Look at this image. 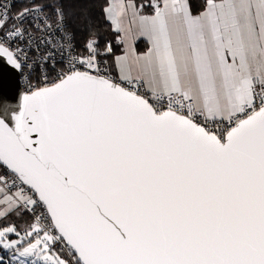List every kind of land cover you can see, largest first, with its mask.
Segmentation results:
<instances>
[{"label":"snow or ice","instance_id":"obj_1","mask_svg":"<svg viewBox=\"0 0 264 264\" xmlns=\"http://www.w3.org/2000/svg\"><path fill=\"white\" fill-rule=\"evenodd\" d=\"M202 9L163 0L141 17L154 51L135 82L147 77L157 99L167 96L166 110L104 75L89 43L86 59L23 97L14 126L0 118V203L44 206L52 222L41 227L35 216L18 240L6 239L20 236L16 228L0 230L13 260L264 264V0H204ZM31 11L20 10L11 28L0 16V57L16 68L26 66L17 55L25 53L8 40L25 35ZM197 112L234 126L218 133ZM9 175L38 197L23 187L5 193ZM57 244L64 257L51 251Z\"/></svg>","mask_w":264,"mask_h":264},{"label":"built area","instance_id":"obj_2","mask_svg":"<svg viewBox=\"0 0 264 264\" xmlns=\"http://www.w3.org/2000/svg\"><path fill=\"white\" fill-rule=\"evenodd\" d=\"M24 8L32 9L23 20L22 28L26 30L25 35L20 39L9 38L8 44L11 45L10 50L15 52L16 49H22L25 53V55H21L17 52L22 65H26L20 68L19 75L20 84L25 92L30 93L37 87L51 85L52 81L56 80L58 73L67 70L70 62L87 58L88 53L85 51V45L91 43L98 48L97 62L104 75L113 82L120 83L123 87L144 95L161 110L167 109V96L157 99L153 92L147 90L143 79H140L138 83L135 82L137 79H134V83L129 84L128 82H121L115 77L110 62V56L114 52V44L110 40L106 41L104 47H100L97 39L91 37L87 39L83 47L77 46L69 31L63 11L62 18L54 11L62 10L59 5L55 4L47 7L37 4L36 0H0V16L6 15L8 17L6 23L9 28L13 24L21 23L19 20H13L12 17L18 15V12ZM48 25H51V27L49 28ZM68 40L71 43H68ZM109 46L111 47L110 52L107 51ZM76 67L80 71H91L95 74V70L87 69L86 65L77 64ZM53 68H55V71H52ZM181 111L183 114H187L186 110L182 109ZM194 119H197L201 124L206 123L211 130L218 133L223 129L234 126V124L230 125L226 120L220 118L214 121H204L198 112L195 114ZM3 172H5V166L0 165V173ZM5 179L8 187L4 188V192L8 195H13L20 187H23L27 195L32 196L34 199L38 197L34 190H30L29 186L22 185L19 181H16V187H13V176H6ZM0 187H3V185H0ZM21 208L29 214L34 223H36L34 217L41 216V227H48L52 223L50 216H48V219H44L41 215L42 213L47 215L44 206H37L36 209H33V206L27 205ZM58 246L64 252V246L62 244H58ZM12 264H21V261L13 260Z\"/></svg>","mask_w":264,"mask_h":264},{"label":"crops","instance_id":"obj_3","mask_svg":"<svg viewBox=\"0 0 264 264\" xmlns=\"http://www.w3.org/2000/svg\"><path fill=\"white\" fill-rule=\"evenodd\" d=\"M158 6L162 8L163 0H150L145 5L134 0H108L106 6L107 18L113 28L120 34L119 40L116 41L118 49L114 50L110 56L112 71L119 81L128 82L121 78L128 74L131 75L133 80L137 79L140 75L138 72L139 66L145 62L147 54L150 51H154L153 36L149 26L141 20V17L154 16ZM118 57H126L127 59L118 61ZM137 58H139L138 61ZM143 80L147 90L152 92V86L148 83L147 77H144ZM12 211L22 212L21 208L17 210L16 203L10 206L0 203V219L9 215ZM17 222L21 226L18 230L15 223L8 226H13L21 233L29 230L30 224H25L21 220Z\"/></svg>","mask_w":264,"mask_h":264},{"label":"trees","instance_id":"obj_4","mask_svg":"<svg viewBox=\"0 0 264 264\" xmlns=\"http://www.w3.org/2000/svg\"><path fill=\"white\" fill-rule=\"evenodd\" d=\"M143 3L150 0H134ZM193 12L202 11L204 0H189ZM39 5L50 7L59 5L62 9L68 23L69 31L75 44L83 47L87 39L96 38L99 46L104 47L107 40H110L117 50L116 41L119 40L120 34L117 32L106 15V6L108 0H36ZM148 8V7H147ZM140 47V45H139ZM22 212L12 211L9 215L0 219V228L15 223L16 228H21L18 220L25 224H33L29 214L21 208ZM10 238V236H9Z\"/></svg>","mask_w":264,"mask_h":264},{"label":"water","instance_id":"obj_5","mask_svg":"<svg viewBox=\"0 0 264 264\" xmlns=\"http://www.w3.org/2000/svg\"><path fill=\"white\" fill-rule=\"evenodd\" d=\"M19 75L20 68H16L8 62L7 57H0V118H5L10 127L15 123L11 113L20 110L23 105V97L31 93L23 90ZM117 84L122 86L120 83ZM33 139H36L35 134Z\"/></svg>","mask_w":264,"mask_h":264},{"label":"rangeland","instance_id":"obj_6","mask_svg":"<svg viewBox=\"0 0 264 264\" xmlns=\"http://www.w3.org/2000/svg\"><path fill=\"white\" fill-rule=\"evenodd\" d=\"M6 227H13V226H6ZM3 227V228H6ZM1 228L0 230H2ZM18 230V229H17ZM20 233V236H17L16 233H8L6 234V239L7 240H18L21 237L24 236V233H21L20 231H17ZM10 236V238H9ZM26 240H31L32 238L26 237ZM24 246H27L26 243ZM52 252L61 255L62 257L65 256V253L59 248L58 244L53 246L51 249ZM15 254L14 250H9V249H3L2 246H0V257L3 258V264H12L13 263V255ZM42 254L37 253L35 256H30V257H20L17 260L24 261V264H31L33 260L36 261V264H44V261L42 260Z\"/></svg>","mask_w":264,"mask_h":264}]
</instances>
